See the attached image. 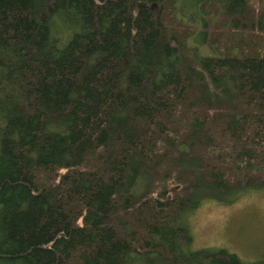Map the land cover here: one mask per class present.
<instances>
[{
	"label": "trees",
	"instance_id": "1",
	"mask_svg": "<svg viewBox=\"0 0 264 264\" xmlns=\"http://www.w3.org/2000/svg\"><path fill=\"white\" fill-rule=\"evenodd\" d=\"M185 1L0 0V264H264L186 224L264 190V7Z\"/></svg>",
	"mask_w": 264,
	"mask_h": 264
},
{
	"label": "rangeland",
	"instance_id": "2",
	"mask_svg": "<svg viewBox=\"0 0 264 264\" xmlns=\"http://www.w3.org/2000/svg\"><path fill=\"white\" fill-rule=\"evenodd\" d=\"M191 4H194V0L181 2L186 11L191 9ZM248 4L260 9L264 7V0H248ZM220 17V13L215 18L208 17L213 27L209 30L210 34L215 35L223 28L221 20H218ZM192 25L198 26V30L201 26L198 22ZM220 37L225 38L223 35ZM193 39L190 40L191 44ZM200 51L207 55L212 52L209 44L201 45ZM186 224L192 236L191 250L224 248L246 263L264 258V190L242 192L227 204L203 199L188 213Z\"/></svg>",
	"mask_w": 264,
	"mask_h": 264
}]
</instances>
